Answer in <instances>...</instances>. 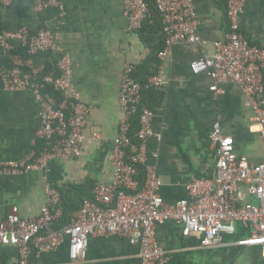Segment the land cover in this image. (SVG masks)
<instances>
[{
    "label": "crops",
    "instance_id": "1",
    "mask_svg": "<svg viewBox=\"0 0 264 264\" xmlns=\"http://www.w3.org/2000/svg\"><path fill=\"white\" fill-rule=\"evenodd\" d=\"M34 1L0 4V25L8 30L27 26L37 31L48 27L57 36L56 48L50 53L33 55L17 51L21 48L8 53L0 46V68L20 66L29 69L24 72L39 76L51 64L54 72L60 54H68L74 85L89 107L86 134L88 138L94 134L97 137L83 144L79 157L53 159L42 170L20 175L0 173V221L13 207L18 208L22 217L38 216L46 203V188L52 185L65 189L71 200L62 201L51 223L53 228H61L75 220L79 199L92 196L97 184L112 181L109 154L123 116L120 92L125 69L133 64L135 76L137 73L139 77L157 70L162 63L159 53L158 61L151 66L146 64L157 52L162 34L161 30L146 31V27L143 31L131 29L124 13V0H59L58 7L44 11H38ZM226 6L227 0H194L198 34L207 43L174 44L163 63L166 84L154 90L155 97L151 98L154 133L148 142L147 164L163 180L160 193L166 205H176L189 196L186 185L192 177L214 175L217 155L209 138L214 123L218 122L234 138L240 156L255 163L264 160L260 127L237 85L224 83V93L216 96L210 90L209 74H194L190 69L194 59L212 54L214 42L225 39L229 29ZM240 24L251 43L264 46V0H246ZM39 107L33 92L7 91L0 79V163L25 159L37 149ZM82 185L84 188L78 190ZM246 235L247 231L238 224L237 232L226 237L228 244L205 247L200 236L184 237L181 225L174 221L157 229V238L169 256L166 264H264V248L234 244ZM140 253L141 247L125 237L93 235L86 260H72L68 245L63 244L56 251L43 254L37 263L141 264ZM0 264H19L18 249L0 243Z\"/></svg>",
    "mask_w": 264,
    "mask_h": 264
},
{
    "label": "built area",
    "instance_id": "2",
    "mask_svg": "<svg viewBox=\"0 0 264 264\" xmlns=\"http://www.w3.org/2000/svg\"><path fill=\"white\" fill-rule=\"evenodd\" d=\"M12 2L0 0L5 6ZM34 2L38 11L59 6V0ZM153 3L165 41L159 52L162 63L145 84L135 76L133 64L125 69L120 92L123 116L109 154L112 181L97 184L93 198H84L75 220L61 228L51 226L63 201L62 192L55 186L46 188V203L38 216L22 217L18 208L13 207L0 221V243L18 249L19 264H38L43 254L56 251L63 244L68 245L72 260H86L93 235L125 237L141 247V264H166L169 256L157 238V229L170 221L181 225L184 237L200 236L205 247L228 244L226 237L235 234L241 224L247 235L234 244L264 248V160L255 163L240 156L234 138L218 122L209 135L217 155L214 175L192 177L186 185L189 196L176 205H166L160 193L163 180L147 164L155 113L142 103V90L161 89L166 84L163 63L174 44L204 46L207 42L198 34L194 0ZM245 4L246 0H227L229 29L225 39L214 42L212 54L194 59L190 69L194 74H209L210 90L216 96L224 93V83H235L244 94L264 141V46L251 43L241 31L240 17ZM124 10L131 29L141 30L146 21L153 20L148 0H124ZM0 46L8 51L24 48L29 54H45L56 48L57 36L48 27L32 31L27 26L8 30L0 25ZM0 79L7 91L30 90L35 94L40 106L36 146L41 143V149L33 150L25 159L1 162L0 173L20 175L42 170L53 159L79 157L83 144L97 137L94 134L88 138L86 134L89 107L74 85L68 54H60L54 72L42 78L24 72L20 66H2ZM48 86L62 93L61 101L46 91Z\"/></svg>",
    "mask_w": 264,
    "mask_h": 264
},
{
    "label": "trees",
    "instance_id": "3",
    "mask_svg": "<svg viewBox=\"0 0 264 264\" xmlns=\"http://www.w3.org/2000/svg\"><path fill=\"white\" fill-rule=\"evenodd\" d=\"M148 1L150 2L151 8H152V11H153V20H152V22L146 21L144 23V25H143L142 31L146 27L145 29L148 28L146 31H151V29H152V30H155L154 31L155 33H158L161 30V34H162V25H161V20H160L159 13H158L157 9L155 8V4L153 3V0H148ZM164 46H165V41H164V37H163V34H162V40H161V42H160V44L158 46L157 52L154 51V53H152L153 57L150 58V60H148L146 65L151 66L154 62L158 61L156 59V54H158L164 48ZM21 50H23L24 52L28 53L27 50L24 49V48H21V49H19L17 51L21 52ZM6 52L11 53L10 51H6ZM56 65H57V60L55 61V68H56ZM7 66L11 67L12 65H7ZM53 67L54 66L52 64L48 65L46 71H44L43 73H41V75H39L40 78H42L45 75H49L52 72ZM142 67H143L144 70L147 71V69H148L147 66L145 67V65H143ZM23 70L29 71L28 68H23ZM155 71H156V69L151 71V72L146 73L147 76L144 75V77H139L137 73H136V76L142 82V84H145L147 82L148 77L150 75H152ZM154 90H156V89L155 88H143V90H142V96H143L142 103L144 105H146L147 107H149L151 110L154 109L153 105L150 103L151 102V98L153 99L155 97V94H156V93H154ZM46 91L53 98H55L58 102L61 101L62 98H63L62 93H60L59 91H56L52 86H48ZM40 149H41V143H38L37 150L39 151ZM141 177H142V175H141ZM82 187L84 188L83 185L82 186H78L77 189L80 190ZM60 191L62 192V196H63L64 202H66V203L70 202L71 200L66 197V190L60 188ZM84 198H93V195L92 196L88 195V196H86ZM84 198H81V199L78 200V206H77L78 208L76 207L77 209H79V207L81 205V202H82V200Z\"/></svg>",
    "mask_w": 264,
    "mask_h": 264
}]
</instances>
